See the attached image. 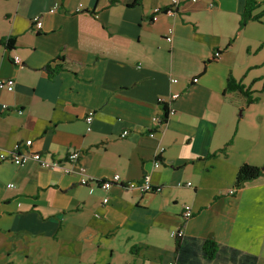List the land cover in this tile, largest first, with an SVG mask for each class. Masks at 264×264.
<instances>
[{"label":"crops","instance_id":"crops-1","mask_svg":"<svg viewBox=\"0 0 264 264\" xmlns=\"http://www.w3.org/2000/svg\"><path fill=\"white\" fill-rule=\"evenodd\" d=\"M171 1L0 0V40L15 38L12 50L0 46V81L16 83L0 90V152L32 140L29 151L45 160L77 150L89 176L123 178L105 192L82 186L68 162L70 174L0 160V264L61 254V264H175L179 230L264 264V171L229 194L243 164L264 166V111L255 115L244 96L226 90L229 77L247 86L261 62L264 17L240 29L247 0H187L153 22L154 9ZM256 1L259 13L264 0ZM172 94L180 97L171 104ZM169 106L175 114L157 127ZM145 176L162 191L125 187ZM251 207L262 216H249Z\"/></svg>","mask_w":264,"mask_h":264},{"label":"built area","instance_id":"built-area-1","mask_svg":"<svg viewBox=\"0 0 264 264\" xmlns=\"http://www.w3.org/2000/svg\"><path fill=\"white\" fill-rule=\"evenodd\" d=\"M187 0H172L171 3L164 8H155L153 11V17L152 21L155 22L158 20L159 16L162 14L165 15H175L178 12V8L180 7L182 2H185ZM193 3L198 2L199 0H189ZM82 6H80L78 11H81ZM56 8H53L50 10V13H55ZM32 28L36 31L39 32L43 28V17L42 15L38 14L32 18ZM170 35L173 34V30L169 31ZM168 42H172V37H168L166 39ZM215 58H220L221 52L217 51L214 54ZM14 63L17 65L22 66V61L18 56L14 57ZM173 82H177L176 79L172 80ZM194 83L198 82L197 78H194L193 80ZM16 83L12 79L8 80H1L0 81V90H6L8 92H13L15 89ZM180 97L179 94H172L170 97V103L172 104L175 102L178 98ZM159 103H165L166 100L164 98H159L158 99ZM2 108L4 111L9 112L10 107L6 104L2 105ZM21 112V111H20ZM167 114L168 117L172 116L175 114V109L172 108V106L167 107ZM94 121V112L90 111L87 116H86V123L88 126V131L91 130L92 123ZM164 123L163 117L158 116L154 118V124L158 127L161 126ZM130 132L128 130H125L122 132L121 137L126 138ZM155 132L150 131L149 136L154 137ZM32 140H27L24 143L18 144L14 150L8 153L0 152V160L1 161H10L16 166H24L28 164L29 162H36L40 165V167L44 169H49V170H63L66 174H70L73 172L72 167L65 166V162H68L70 164L76 165V173L80 176V184L82 186H88L90 183L95 184V188L97 190L105 191L108 192L110 191L113 186L123 184V178L120 174H115L111 178L108 179H102V180H97L94 177H91L87 173V169L79 163L80 157H81V152L74 150L68 153L67 157L65 158V161L62 160H52L48 161L43 159V155L40 152H32L29 151V147L32 146ZM163 148L160 149V152H163ZM160 166V161L156 160L155 162V167ZM13 185L11 184L10 187ZM187 186H191V183H187ZM125 187L127 189L131 190H138L141 193H160L162 191V187H155L151 184L150 179L148 176H145L141 181L136 182V181H127L125 184ZM237 189L233 188L229 191V194L231 196L236 195ZM109 202V198L105 197L103 199V203L107 204ZM193 216V212L190 206L185 207V213L184 217L186 219H190ZM184 233L183 231L179 230L176 232L172 233V236L175 238L176 236H183Z\"/></svg>","mask_w":264,"mask_h":264},{"label":"trees","instance_id":"trees-1","mask_svg":"<svg viewBox=\"0 0 264 264\" xmlns=\"http://www.w3.org/2000/svg\"><path fill=\"white\" fill-rule=\"evenodd\" d=\"M259 6L260 4L256 0L246 1L240 21V29H243L250 21L262 22L264 10L255 13ZM233 42L234 40L230 42L228 47ZM14 45L15 38L10 37L0 40V46H4L9 50H12ZM226 90L228 92H237L244 96L248 105L257 102V98L253 97V91L250 86L247 87L242 82L236 81L233 77H229ZM167 119L166 108L163 116L164 123ZM223 152H225V149L220 151V153ZM211 157H215V155H211ZM262 174L263 170L261 167L243 164L236 176L235 189L239 190L243 188L246 183L259 178ZM175 249V264H259L260 261L259 257L254 254L241 251L212 239H201L185 235L175 237Z\"/></svg>","mask_w":264,"mask_h":264},{"label":"rangeland","instance_id":"rangeland-1","mask_svg":"<svg viewBox=\"0 0 264 264\" xmlns=\"http://www.w3.org/2000/svg\"><path fill=\"white\" fill-rule=\"evenodd\" d=\"M235 42H237L238 44L239 41H235ZM238 52H239V56H243L245 53L242 51V49H239ZM255 58L260 59L261 62L258 64L257 67H254L250 70V77L247 82V86H250L251 90L253 91V97L257 98V102L253 103L251 110H254L255 115H261L262 111H264V46L262 47V49L259 50L258 55H256ZM240 111L242 110L239 109V113H241ZM244 113L245 111L243 110L242 114ZM263 124H264V121H263ZM204 196H202V201L206 200V197ZM252 214H254L257 217L262 216L261 213H257L256 210L251 207L248 210V215L251 216ZM255 247L261 249L262 246H255ZM61 256L62 254L53 261H42L36 258H31L28 264H40L41 262H47L51 264H61L62 263Z\"/></svg>","mask_w":264,"mask_h":264},{"label":"water","instance_id":"water-1","mask_svg":"<svg viewBox=\"0 0 264 264\" xmlns=\"http://www.w3.org/2000/svg\"><path fill=\"white\" fill-rule=\"evenodd\" d=\"M262 170L264 171V166L262 167Z\"/></svg>","mask_w":264,"mask_h":264}]
</instances>
